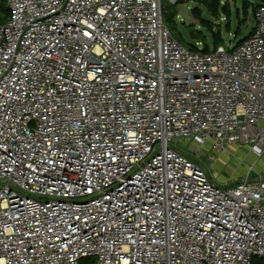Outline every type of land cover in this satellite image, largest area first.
Returning <instances> with one entry per match:
<instances>
[{
  "label": "built area",
  "instance_id": "obj_1",
  "mask_svg": "<svg viewBox=\"0 0 264 264\" xmlns=\"http://www.w3.org/2000/svg\"><path fill=\"white\" fill-rule=\"evenodd\" d=\"M2 1L0 264H264V174L170 145L264 155V0L209 52L165 0Z\"/></svg>",
  "mask_w": 264,
  "mask_h": 264
},
{
  "label": "rangeland",
  "instance_id": "obj_2",
  "mask_svg": "<svg viewBox=\"0 0 264 264\" xmlns=\"http://www.w3.org/2000/svg\"><path fill=\"white\" fill-rule=\"evenodd\" d=\"M244 0H205L199 3L196 0L190 1V13L193 9L197 8L200 11V16L207 21L212 22V32L221 34V44L230 47L246 37L255 25L253 17V7L248 6L244 9ZM259 1V0H255ZM219 2V16L212 15L208 6L210 3ZM168 0H165L164 5L168 6ZM172 4V3H171ZM170 4V5H171ZM226 5L229 10L223 11L222 7ZM178 29L183 36L191 41L189 31L186 26L190 22L184 20L181 15L177 17ZM199 30H202L206 37V44L213 46L212 32L207 28L194 24ZM239 32V33H238ZM171 146L179 149L184 154L190 156L192 159L200 164H203L211 178L218 185L231 184L242 180L246 175L250 174L251 179H255L258 174H264V155L260 158L254 156L249 147L241 145H230L227 148L219 151L212 150L210 146H199L192 140H176L170 143ZM210 164L212 166L210 167Z\"/></svg>",
  "mask_w": 264,
  "mask_h": 264
},
{
  "label": "trees",
  "instance_id": "obj_3",
  "mask_svg": "<svg viewBox=\"0 0 264 264\" xmlns=\"http://www.w3.org/2000/svg\"><path fill=\"white\" fill-rule=\"evenodd\" d=\"M190 1H192V0H176V4H179V3L188 4ZM196 1H198L199 3H205V2H202L205 0H196ZM218 3L219 2H216V3L212 2L208 6L209 11L212 13V15H215L217 17L219 16V13H220ZM170 4L168 6H165L163 3V19H164L165 25L170 30L173 37H175L179 42H181L182 44H184L185 46H187L189 48H194L195 42H203V44H204L203 51L209 52L210 48L206 44V37L203 34L202 30H199L196 25L190 24V25L186 26L187 30L189 31V35L192 39L191 41H188L183 36V34L178 29V22L176 21L177 17H179V13L176 10V5H173V4L170 5ZM256 5H257V1H253V0H244L243 1L244 9H247L248 6L253 7V14H254ZM227 8L228 7L226 5H224L222 7V10L229 12V10ZM191 14L195 19H198L200 21V24H199L200 26L207 28L209 31L212 32V24H211L212 22L204 20L200 16V11L197 8L193 9ZM9 16H10V12H9L8 7L6 6L4 1L0 0V25L4 24L9 19ZM253 31H254V27H252L251 31L249 32V34L246 37L251 35L253 33ZM246 37H244L243 39H241L238 42H242ZM212 38H213V44L212 45L214 47L221 44L222 38H221L220 32L215 33V34L212 32ZM79 264H96V263H95L94 259L86 258V259H83Z\"/></svg>",
  "mask_w": 264,
  "mask_h": 264
},
{
  "label": "water",
  "instance_id": "obj_4",
  "mask_svg": "<svg viewBox=\"0 0 264 264\" xmlns=\"http://www.w3.org/2000/svg\"><path fill=\"white\" fill-rule=\"evenodd\" d=\"M172 4L176 5V10L184 20L189 21L190 24H200V21L195 19L190 13L189 6L187 4H176V1L172 2Z\"/></svg>",
  "mask_w": 264,
  "mask_h": 264
}]
</instances>
